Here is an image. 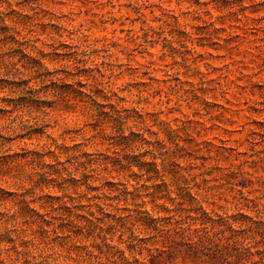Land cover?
<instances>
[{
    "label": "rangeland",
    "instance_id": "obj_1",
    "mask_svg": "<svg viewBox=\"0 0 264 264\" xmlns=\"http://www.w3.org/2000/svg\"><path fill=\"white\" fill-rule=\"evenodd\" d=\"M24 79L50 106L11 108ZM77 89L94 91L102 107L78 100ZM108 103L136 125L130 131L144 126L163 139L168 159L181 165L170 194L176 219L189 223V193L218 221L264 215V0H0V234L10 233L0 239V264H264V239L254 230L234 236L236 245L222 239L210 261L175 248L165 230L133 232L140 222L105 236L93 225L72 232L77 219L50 204L67 193L96 204V214L97 204L111 210L118 192L104 196L98 173L134 190L136 202L147 201L140 210L155 214L147 175L107 174L98 158L96 180L82 178L83 157L75 155L116 151L125 159L129 151L109 144ZM165 221L162 228L173 224Z\"/></svg>",
    "mask_w": 264,
    "mask_h": 264
},
{
    "label": "trees",
    "instance_id": "obj_2",
    "mask_svg": "<svg viewBox=\"0 0 264 264\" xmlns=\"http://www.w3.org/2000/svg\"><path fill=\"white\" fill-rule=\"evenodd\" d=\"M7 30V26L4 25V34L7 32ZM4 36H6V34ZM9 40L20 44L14 37H10ZM78 83L79 87H84L82 83ZM18 86H20L21 96L17 98H10V102H12L11 108L29 102H34L39 106H50L48 104L51 103L40 99L39 92L41 90L39 88H35L33 85H29L28 79L21 80L20 83H18ZM53 91L55 92L54 96L57 97L58 94L60 95L58 90L53 89ZM76 92L79 95L78 100L82 101L84 100L83 98H87V100L91 101L93 105L97 106L96 108L102 107V105L96 102L94 91H84L82 89H77ZM103 98L105 100L110 99V97L106 95H103ZM108 105L110 107L111 115L114 121L113 132L109 137L111 140L109 144L127 145L129 146V151H127L125 154V159L121 158L120 155L116 153V151L112 152L113 155L87 152H81L80 154L75 155L74 158L76 160L79 157H83L82 160L78 161L79 166L82 168V178L86 180L85 182H87L89 179L96 180L95 178L97 177L92 176L91 173L95 171V166L93 165L99 161L98 158H103L105 160L103 170H106L105 173L107 174L112 172L119 173V171L127 169L129 170V175L133 177L147 175V179L154 180V183L147 188L151 189V192L148 193L151 196L149 202L152 203L151 209H155V214L150 213L149 210L146 209L140 210L141 207L145 206L147 201L141 199L139 202H136L135 199L138 195H135L134 190L127 191V187L124 185V183L106 181V177L98 173L99 178L104 180V183L102 184V194L104 196L105 193L114 194L115 192H118V194L113 195L116 201L112 205L111 210L105 211V203L97 204V206L99 205L100 207V211L96 214L90 208L91 205L96 204L91 202L87 204L74 203L73 201L75 200V197H72L67 193H63V195L55 197L56 200L60 201L57 206H54L53 202L50 204L52 210H61L63 212H67L65 217L72 216L70 221L77 219L76 223H78V227L74 226L76 229L75 231H72L73 233H77L82 227L88 229L91 225H93L97 226L103 236H105V234L108 233L110 229H115L118 225H121L122 229L125 228L129 230L130 227L135 225L137 226V223L140 222L141 228L137 227L138 229L135 228L133 232L138 231L139 234H149L152 232L165 230L164 232L167 235L171 234L175 248L182 247L188 256L206 261L217 259L220 256V251L222 249L220 241L222 239H227L232 245H236V240H232L234 236L241 235V238H245V235H254V231L264 239V219L262 218L264 215H259L260 220H256L243 212H239V216L241 218L249 220L248 224L241 222V220L237 219V217L234 215H220L219 217L221 220L218 221L217 219L213 218L202 207L201 203L196 200L193 195H190V193L188 194L190 203L192 201L195 202L186 210V217L189 219V223L186 224L185 222L180 221V219H176V208H174L173 204L175 197H172L170 194L172 192L171 186L173 182L175 180H179V168L181 165L173 159H168L166 152L168 146L163 139L157 136L155 138H151L150 134L154 132L149 131V129L145 128L144 126L138 127L137 132L130 131L131 127L136 125L126 126V117L122 115L121 110H119V108H117V106L114 104L108 103ZM262 110L264 111V109ZM108 113L109 112L107 111H101L98 109L96 115L99 117L101 114L109 115ZM126 129L129 130L128 134L124 133ZM145 134H147V136ZM100 155H103V157H100ZM262 159L264 160V156H262ZM133 167H136L137 170H133ZM168 174L171 175V177H167ZM73 180L75 179L70 177L69 181ZM105 185L109 187L104 188ZM117 185H121L122 188L117 187ZM87 186L92 190L98 189V186L91 183H87ZM111 186H113V188H111ZM132 186L135 188V185ZM164 189H167L168 191L163 193V195H159L161 190ZM106 190L107 192H105ZM120 191L124 192L122 199H119ZM181 191H183V194L186 192L183 187H181ZM239 191L242 193L241 189ZM128 195L131 197V201L129 202H127ZM65 197H67L68 200L63 199ZM159 200H161V202L158 203ZM120 202H123L122 205ZM31 211L35 210L31 209ZM162 211L165 212V214H160ZM62 214L59 218L63 217ZM35 215L42 217V214H39L38 212H35ZM3 216L5 215L2 213V217ZM129 216L134 217L133 221L129 224L130 226H128L126 221L127 217ZM165 219L173 221V224L168 228L161 227V223H163ZM172 221L167 222L171 223ZM225 230L228 231V234L224 232ZM9 234H5V232H3L0 234V239L8 236ZM8 238L9 240H12L10 237ZM103 239L106 241V237H103ZM230 242L227 243L229 244Z\"/></svg>",
    "mask_w": 264,
    "mask_h": 264
}]
</instances>
